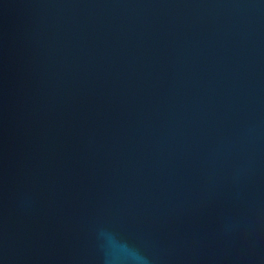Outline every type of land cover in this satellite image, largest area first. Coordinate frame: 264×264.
<instances>
[{"label": "water", "instance_id": "95a60500", "mask_svg": "<svg viewBox=\"0 0 264 264\" xmlns=\"http://www.w3.org/2000/svg\"><path fill=\"white\" fill-rule=\"evenodd\" d=\"M0 264H264V0H0Z\"/></svg>", "mask_w": 264, "mask_h": 264}]
</instances>
